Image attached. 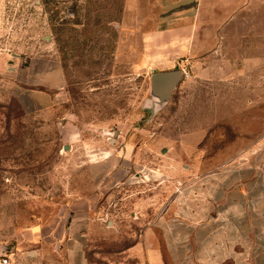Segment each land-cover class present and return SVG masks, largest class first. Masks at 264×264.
Masks as SVG:
<instances>
[{"label":"rangeland","instance_id":"rangeland-1","mask_svg":"<svg viewBox=\"0 0 264 264\" xmlns=\"http://www.w3.org/2000/svg\"><path fill=\"white\" fill-rule=\"evenodd\" d=\"M143 3L0 0V257L10 264H66L69 228L105 257L198 175L264 164V0L215 5L199 42L177 40L174 5ZM32 60L34 72L14 68ZM52 65L56 91L45 84ZM152 69L183 70L160 107ZM84 199L86 214L73 205ZM31 228L63 236L18 245Z\"/></svg>","mask_w":264,"mask_h":264},{"label":"crops","instance_id":"crops-1","mask_svg":"<svg viewBox=\"0 0 264 264\" xmlns=\"http://www.w3.org/2000/svg\"><path fill=\"white\" fill-rule=\"evenodd\" d=\"M241 1L144 0L142 5L145 11H165L168 5H174L172 9L181 12L182 19L175 24L177 40L199 42L201 29L205 28L200 21L216 17L211 16L215 5L219 4L221 10L234 9ZM211 31L207 42L213 40ZM14 64V68L27 73L38 67L34 60L21 67L18 62ZM49 70L45 84L56 91L61 86L62 72L56 65ZM77 203L84 214L93 208V202L87 199L73 205ZM75 223L73 220V227ZM68 230L66 264H264V164L229 162L211 174L198 175L178 189L171 211L153 217L131 243L105 257L98 258L101 252L96 246L88 248L86 231ZM54 235V230L44 234L40 228H31L28 232L18 231L15 239L20 245L27 238L38 241L47 237L53 238L52 246H57L63 235ZM40 247L33 251L36 256L44 249ZM113 257L118 258L117 262L112 261Z\"/></svg>","mask_w":264,"mask_h":264},{"label":"water","instance_id":"water-1","mask_svg":"<svg viewBox=\"0 0 264 264\" xmlns=\"http://www.w3.org/2000/svg\"><path fill=\"white\" fill-rule=\"evenodd\" d=\"M151 73L149 94L155 100L156 105L160 107L169 100L172 91L181 81L183 70L173 69L157 72L152 69Z\"/></svg>","mask_w":264,"mask_h":264},{"label":"built area","instance_id":"built-area-1","mask_svg":"<svg viewBox=\"0 0 264 264\" xmlns=\"http://www.w3.org/2000/svg\"><path fill=\"white\" fill-rule=\"evenodd\" d=\"M0 264H10V258L7 255L1 256Z\"/></svg>","mask_w":264,"mask_h":264}]
</instances>
